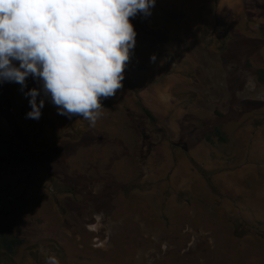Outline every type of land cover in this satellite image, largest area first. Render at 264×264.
<instances>
[{
    "label": "rangeland",
    "instance_id": "1",
    "mask_svg": "<svg viewBox=\"0 0 264 264\" xmlns=\"http://www.w3.org/2000/svg\"><path fill=\"white\" fill-rule=\"evenodd\" d=\"M132 23L94 126L48 100L26 118L0 83V231L20 240L0 264H264V0H156Z\"/></svg>",
    "mask_w": 264,
    "mask_h": 264
},
{
    "label": "clouds",
    "instance_id": "2",
    "mask_svg": "<svg viewBox=\"0 0 264 264\" xmlns=\"http://www.w3.org/2000/svg\"><path fill=\"white\" fill-rule=\"evenodd\" d=\"M156 0H0V83L20 86L26 118L38 120L46 100L57 114L95 125L102 100L123 87L135 47L132 18ZM155 59V57H151ZM32 78L38 87L27 88ZM45 264H60L48 255Z\"/></svg>",
    "mask_w": 264,
    "mask_h": 264
},
{
    "label": "trees",
    "instance_id": "3",
    "mask_svg": "<svg viewBox=\"0 0 264 264\" xmlns=\"http://www.w3.org/2000/svg\"><path fill=\"white\" fill-rule=\"evenodd\" d=\"M258 77L261 81H264V69L258 70ZM140 104V102H139ZM141 111L149 118L153 123H156V118L153 113L146 108L144 105L140 104ZM20 244V240L12 236L7 230L0 231V250L5 251L7 254L15 252L16 246Z\"/></svg>",
    "mask_w": 264,
    "mask_h": 264
}]
</instances>
